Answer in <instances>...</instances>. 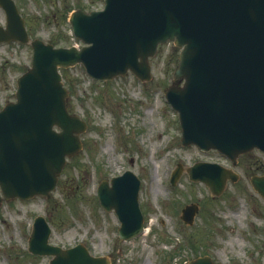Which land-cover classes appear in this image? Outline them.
I'll return each instance as SVG.
<instances>
[{
    "label": "water",
    "instance_id": "obj_1",
    "mask_svg": "<svg viewBox=\"0 0 264 264\" xmlns=\"http://www.w3.org/2000/svg\"><path fill=\"white\" fill-rule=\"evenodd\" d=\"M105 1L103 10L71 14L74 33L89 44L78 49L55 47L38 38L30 41L14 0H0L7 14L0 41H30L34 50L31 66L18 79L16 101L0 111V203L3 198L49 196L67 156L82 148L80 133L87 124L68 110L59 67L83 63L89 74L102 80L129 70L150 79L149 58L169 39L182 48L173 82L165 91L180 112L182 143L216 148L234 162L254 148L264 151V0ZM181 172L179 165L173 183ZM188 172L217 195L228 178L237 179L214 162H197ZM140 182L127 170L98 187L103 206L117 212L124 239L143 231ZM252 183L264 196V175L254 176ZM197 211L196 203L189 204L181 217L192 224ZM50 233L45 217H36L29 249L52 255L49 264H110L83 244L63 248L49 243ZM187 264L214 263L204 255Z\"/></svg>",
    "mask_w": 264,
    "mask_h": 264
},
{
    "label": "rangeland",
    "instance_id": "obj_2",
    "mask_svg": "<svg viewBox=\"0 0 264 264\" xmlns=\"http://www.w3.org/2000/svg\"><path fill=\"white\" fill-rule=\"evenodd\" d=\"M30 37L69 46L70 11L103 8L104 0H16ZM0 7V24H5ZM180 48L173 41L160 46L151 59L153 76L134 73L101 81L82 64L61 68L69 90L68 107L87 121L82 149L69 157L50 197L14 198L0 204V264H48L50 256L28 251L34 218L45 215L52 227L50 242L70 247L83 243L112 264H186L208 254L215 264H264V197L251 177L264 174V152L240 155L236 164L224 153L183 145L178 112L164 90L172 83ZM30 43H0V109L15 99L18 77L30 66ZM213 161L239 174L215 195L202 181L190 179L187 168ZM178 163L183 171L170 182ZM130 169L141 179L139 201L148 234L124 240L120 220L97 197L102 179ZM198 204L192 224L180 215Z\"/></svg>",
    "mask_w": 264,
    "mask_h": 264
},
{
    "label": "bare ground",
    "instance_id": "obj_3",
    "mask_svg": "<svg viewBox=\"0 0 264 264\" xmlns=\"http://www.w3.org/2000/svg\"><path fill=\"white\" fill-rule=\"evenodd\" d=\"M149 229H150V226H149V227L147 226V227L145 228L144 234H148V233H149Z\"/></svg>",
    "mask_w": 264,
    "mask_h": 264
}]
</instances>
